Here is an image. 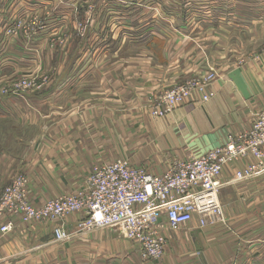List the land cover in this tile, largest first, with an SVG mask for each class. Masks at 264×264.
Instances as JSON below:
<instances>
[{
    "label": "crops",
    "instance_id": "obj_1",
    "mask_svg": "<svg viewBox=\"0 0 264 264\" xmlns=\"http://www.w3.org/2000/svg\"><path fill=\"white\" fill-rule=\"evenodd\" d=\"M35 18L42 29L26 36ZM212 69L214 99L149 116L151 94ZM47 71L42 93L0 103V119L17 121L26 144L18 156H0V186L27 174L36 206L79 190L94 166L125 158L162 175L172 161L249 130L264 109V0H0V86ZM253 161L221 174L226 226L194 220L191 231L168 234L161 262L145 264H264V175L235 181ZM82 216L64 220L67 243L54 241L59 222L16 220L0 241V264H141L115 229L76 235Z\"/></svg>",
    "mask_w": 264,
    "mask_h": 264
},
{
    "label": "built area",
    "instance_id": "obj_2",
    "mask_svg": "<svg viewBox=\"0 0 264 264\" xmlns=\"http://www.w3.org/2000/svg\"><path fill=\"white\" fill-rule=\"evenodd\" d=\"M31 26L35 30L28 36L42 29L36 18ZM21 28L19 24L17 30ZM218 79L212 69L176 83L168 90L151 94L145 109L151 118L164 119L185 105L208 103L217 95L214 85ZM21 81L15 84L16 89L4 87L1 94L24 96L44 91L48 85L46 77ZM247 157L254 161L236 172L237 182L264 175V109L255 115L249 130L228 134L222 145L205 154L172 161L162 175L123 158L94 166L79 190L36 206L30 198L28 175L16 174L0 194V241L14 231L15 221L19 220L24 224L59 222L53 231L54 241L67 243L72 233L67 231L64 220L80 213L83 216L77 223L76 235L121 229L143 263L161 262L168 246L166 228L173 233L189 232L194 220L200 228L227 225L219 199L223 188L220 177L225 167Z\"/></svg>",
    "mask_w": 264,
    "mask_h": 264
},
{
    "label": "rangeland",
    "instance_id": "obj_3",
    "mask_svg": "<svg viewBox=\"0 0 264 264\" xmlns=\"http://www.w3.org/2000/svg\"><path fill=\"white\" fill-rule=\"evenodd\" d=\"M81 26L84 29H86V24L85 23L81 24ZM14 28H17V26L15 25ZM31 30H30V32L27 31V33H24V34L26 36H28L29 34L32 33ZM82 31H84V30L82 29ZM15 33H12V34H15ZM61 42H63V43H58L57 44V45H59V47H57V49L64 56V51H65V48H66V41H65L64 38H62ZM54 45H56V44L54 43ZM38 77L40 78V80H42V78H44V77H46L48 79V82H47L48 85L45 88V89H47L52 83L53 74H52V72H49V71H47L45 73H39V74H36V75L35 74H23L19 78H15V79H13L12 81H10L7 84L6 83L2 84L0 86V103H1V100L4 99V97H8V96H4V95L1 94V91L3 90L4 87H12V88L16 89L17 86L15 84H17V83L20 84L22 82L21 80H24V78H38ZM174 85H172V87ZM166 90H168V89H166ZM19 92H21V91H19ZM42 92L43 91L37 92V93H42ZM16 97L20 99L21 96L17 95ZM21 129L22 128L20 127V125L18 124L17 121H13L11 119H0V156L1 155H4V156L5 155L18 156V155L21 154L22 150L25 149L24 146L26 144L22 145L19 142V139H20V136H21ZM22 133H24V131H22ZM23 139H24L25 142H27V140H28L27 132L23 135ZM3 189H4V186H0V194L3 191ZM34 224H39V223H34ZM115 230H117L118 232L123 234V231L121 229H115ZM164 233H165L166 236H168V234L176 235L179 232L178 233H173L169 229L166 228ZM139 260H140L141 264H145V263L142 262V260L140 258H139ZM55 261H57V260H53V258H48L47 261L46 260L41 261V264H52V263L53 264H60V263L55 262ZM118 264H122V263H118Z\"/></svg>",
    "mask_w": 264,
    "mask_h": 264
}]
</instances>
